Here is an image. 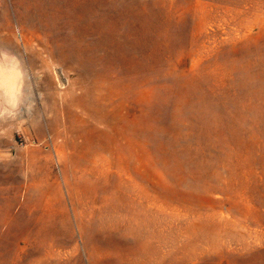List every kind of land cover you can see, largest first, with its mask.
<instances>
[{
    "label": "rangeland",
    "instance_id": "obj_1",
    "mask_svg": "<svg viewBox=\"0 0 264 264\" xmlns=\"http://www.w3.org/2000/svg\"><path fill=\"white\" fill-rule=\"evenodd\" d=\"M0 264H264V0H0Z\"/></svg>",
    "mask_w": 264,
    "mask_h": 264
}]
</instances>
